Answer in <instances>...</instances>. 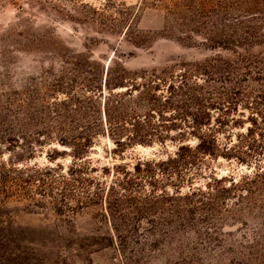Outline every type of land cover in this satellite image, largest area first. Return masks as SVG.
<instances>
[{
    "label": "trees",
    "instance_id": "obj_1",
    "mask_svg": "<svg viewBox=\"0 0 264 264\" xmlns=\"http://www.w3.org/2000/svg\"><path fill=\"white\" fill-rule=\"evenodd\" d=\"M11 1L15 4L19 0ZM158 1L164 4L170 16L166 21L165 38L185 43L192 41L191 36L180 38L179 35L183 28L178 19L185 13L194 16L190 17L193 23L185 25L190 29L186 32L203 33L213 28L212 38H206V41L227 51H235L238 56L235 60L222 61L219 66L211 62L184 65L179 75L173 78L167 72H152L139 77L124 68L116 74L108 68L105 79L108 96L102 91V77H98L97 82L84 78L86 87L93 93L101 92L103 115L81 116L78 120L70 118V123H78L79 131L58 140L70 150L73 158L64 175V214L92 211L97 216L91 223L93 233L105 236L106 247L118 242L121 248H126L137 235H157L161 242L200 246L201 250L196 251L205 257H211L208 251L216 248L218 258L263 261L264 246L230 245L223 239V234L228 227L241 225L248 228L252 225L251 234L242 235V238L264 239V173L242 176L239 180L218 178L206 165L207 160L217 161L222 157L249 166L252 160L259 161L264 156V114L247 118L250 122L247 133L237 135L235 140L232 127L244 128L246 116H242L243 119H239L240 116H211L212 112L223 115L237 111L232 108L237 104L232 89H227L226 85L236 86L244 102L254 100L256 107L253 110L264 113L258 108L260 101L264 102V52L250 54L253 47H264V35L246 27L250 21H244L256 16L257 3L255 0ZM137 15H131L127 31H132L134 46L140 47L148 38L139 31L134 33L132 26ZM218 22H221V36L216 29ZM25 27L24 40L18 38L24 35H14L13 32L0 37L3 50L0 67L8 74L0 82V146L9 145L30 154L38 141L34 139L36 133L31 132L34 118L30 102L17 100L18 93L11 82L7 61L11 59L7 45L29 48L37 41L41 46L46 42L43 35ZM238 49L244 54L237 52ZM98 82H101L100 86ZM255 84L261 88L258 94L252 87ZM120 90L126 91L115 93ZM165 92L167 96L159 95ZM66 95L71 100L70 93ZM85 99V103L91 105L89 109H97L91 98ZM50 119L61 122L63 117ZM16 131L20 134L17 135ZM100 135L110 137L116 146L114 152L120 156L137 146L153 147L155 142L164 145L168 138L177 144V150L165 161L139 159L132 165L104 168V178L111 177V181H104L92 177L98 170L92 168L88 160L94 141ZM48 139L55 138L49 135ZM193 141H197L196 146H192ZM209 172L211 176L205 189L195 187V182L206 178ZM13 174L18 177L13 178ZM23 174L22 170L0 165V180L4 186L24 182ZM148 186L154 190L147 192ZM170 186L173 194L168 192ZM185 187L189 191L183 193ZM57 211L63 210L59 208ZM145 223L150 226L144 227ZM72 235L74 244L80 242L76 232ZM190 237L193 238L191 242ZM134 242L138 243L139 238Z\"/></svg>",
    "mask_w": 264,
    "mask_h": 264
},
{
    "label": "rangeland",
    "instance_id": "obj_2",
    "mask_svg": "<svg viewBox=\"0 0 264 264\" xmlns=\"http://www.w3.org/2000/svg\"><path fill=\"white\" fill-rule=\"evenodd\" d=\"M171 2L174 0H168ZM255 2L259 9L254 18L244 20L250 21L245 26L264 35V0ZM133 13L138 14L132 26L134 33L139 31L148 38L140 47L134 46L132 31H127ZM190 17L194 16L183 13L178 19L183 28L180 38L192 37L191 42L185 43L164 37L170 16L158 0H19L15 4L11 0H0V37L12 32L24 35L27 26L43 35L46 42L41 46L37 41L29 48L7 45L11 55V59H7L11 82L17 90V100L30 102L34 118L31 132L36 133L34 139L38 141L30 154L9 145L0 146V165L24 171V182L4 186L0 180V264H264V260L250 262L247 259L218 258L216 248L208 251L211 257H205L196 251L201 250L200 246L161 242L157 235H137L126 248H121L118 242L106 247L105 236L93 233L91 223L97 216L92 211L64 214V175L73 158L70 150L58 140L79 131L78 123H70V118L78 120L81 116L103 115L101 92L93 93L86 87L84 78L97 82L98 77H102V91L108 96L109 91L105 88L108 68H112L115 74L124 68L139 77L152 72H167L173 78L187 64L211 62L219 66L222 61L237 58L235 51H227L206 41V38H212L211 32L215 29L208 28L203 33L186 32L190 29L185 25L193 23ZM117 25L120 27L115 28ZM216 27L221 36V22ZM24 37L18 36L22 40ZM2 51L0 48V55ZM236 51L244 54L241 49ZM263 52L264 47L250 49L251 55ZM5 72L0 67V82L7 78ZM93 85L97 86V83ZM229 86L226 88L232 89V97L237 102L232 108L237 111L223 115L212 112L211 116H240L239 119L246 116L244 128L232 127L235 140L237 135L247 133L250 127L247 118L263 116L264 113L253 110L255 101L248 99L244 102L237 87ZM252 87L257 89L255 94L261 91L259 85ZM66 93H70L71 100ZM159 95L167 96V93ZM85 97L91 98L97 109H89L91 105L85 103ZM260 104L257 107L264 110V102L260 101ZM55 116H62L63 120L54 122L50 119ZM49 135L55 139H48ZM94 142L88 160L98 173L92 177L104 181H111L109 176L104 178V168L132 165L139 159L165 161L177 150V144L168 138L164 145L155 142L153 147L137 146L120 156L114 152L116 146L109 136L100 135ZM191 144L196 146L197 141ZM258 160H252L247 166L220 157L217 161L207 160L206 165L218 178L239 180L242 176L264 173V156ZM12 176L18 177L16 174ZM210 176L209 172L206 178L195 182V187L205 189ZM151 188L148 186L147 192L154 190ZM188 191L189 188L185 187L183 193ZM168 192L173 194L171 186ZM59 208L63 211H57ZM143 226L150 225L145 223ZM251 227H228L223 239L235 246H264V239L242 238V235L251 234ZM73 232L80 238L77 244L73 243ZM135 238H139L138 243L134 242ZM191 241L193 238L190 237Z\"/></svg>",
    "mask_w": 264,
    "mask_h": 264
}]
</instances>
